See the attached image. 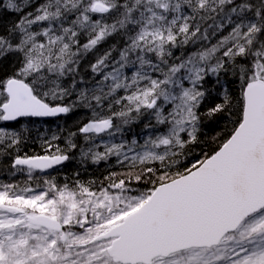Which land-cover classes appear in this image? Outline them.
<instances>
[{"label": "snow or ice", "instance_id": "snow-or-ice-1", "mask_svg": "<svg viewBox=\"0 0 264 264\" xmlns=\"http://www.w3.org/2000/svg\"><path fill=\"white\" fill-rule=\"evenodd\" d=\"M78 110L20 154L23 120ZM77 150L121 170L58 180ZM5 169L0 264H264V0H0Z\"/></svg>", "mask_w": 264, "mask_h": 264}, {"label": "trees", "instance_id": "trees-1", "mask_svg": "<svg viewBox=\"0 0 264 264\" xmlns=\"http://www.w3.org/2000/svg\"><path fill=\"white\" fill-rule=\"evenodd\" d=\"M2 19L4 23H11L14 17L9 18L8 16H4L2 17ZM215 41H216V37H213L210 41H205L204 43L206 44L215 43ZM109 43H111V41ZM108 46H109L108 44H104L101 46L100 50L103 51ZM188 48L191 49L192 45H189ZM87 58L85 61L82 62V64L85 65V68L87 65V60L94 59V57L91 54H89ZM231 87L233 89V95L238 96L239 95L238 84L231 85ZM214 99L217 102H219L220 97H215ZM85 111L86 110H78L77 113L73 114L70 117H64L62 119L49 121V122H44L39 120H23L22 124L17 126L16 130H20L21 127H27L29 129V132L26 133L27 140L24 142L20 154L27 153L29 155H32V154L40 153L42 152L41 144L43 140L50 139L53 134L60 135L63 138L64 136L67 135L69 129L75 131L80 122L86 121L88 119V116L85 114ZM145 122H146L145 118H141L136 124L132 125L131 127L133 128L134 132L139 133L142 131V124ZM226 123L227 121L222 120L218 124H212V125L205 124L203 126V131L201 133L202 143L193 146L195 148V154L199 155L201 153V149H203V151H208L210 147H215L212 138L214 136H217L218 133L222 138L223 136L222 130L225 127ZM228 126L230 127L231 125ZM122 138L124 137L117 135L112 139L114 140V142H119V140ZM104 139L107 140L108 138L105 137ZM143 139L144 137L142 136L139 137L141 143H143ZM54 143H58L63 147V140L54 141ZM78 143L81 146H83L84 145L83 138H79ZM188 159L191 160L193 159V157L189 156ZM120 170H121V166L116 164L115 157H113L107 163L101 162L98 165L92 164L91 161H86L84 163H81L80 153L79 150H77L74 155V158L66 162L65 165H62L58 170V172L54 171L53 174L56 175L57 179L61 181L64 180L65 177H68L70 179H82L85 181L96 180L97 182H99L101 180H104V177L110 171H120ZM77 172H79L78 177L76 176ZM24 179L25 177L21 174H17L16 176H11L6 169L0 171V181L22 182Z\"/></svg>", "mask_w": 264, "mask_h": 264}, {"label": "water", "instance_id": "water-1", "mask_svg": "<svg viewBox=\"0 0 264 264\" xmlns=\"http://www.w3.org/2000/svg\"><path fill=\"white\" fill-rule=\"evenodd\" d=\"M58 118H62V117H56V118H26V119H38V120H43V121H50V120H54V119H58Z\"/></svg>", "mask_w": 264, "mask_h": 264}, {"label": "bare ground", "instance_id": "bare-ground-1", "mask_svg": "<svg viewBox=\"0 0 264 264\" xmlns=\"http://www.w3.org/2000/svg\"><path fill=\"white\" fill-rule=\"evenodd\" d=\"M9 18H10V17H9ZM10 20H11V19H10ZM7 21H8V20H7ZM7 21H6V22H7ZM87 59H88V58H87ZM83 116H84V115H83Z\"/></svg>", "mask_w": 264, "mask_h": 264}, {"label": "rangeland", "instance_id": "rangeland-1", "mask_svg": "<svg viewBox=\"0 0 264 264\" xmlns=\"http://www.w3.org/2000/svg\"><path fill=\"white\" fill-rule=\"evenodd\" d=\"M114 141V140H113Z\"/></svg>", "mask_w": 264, "mask_h": 264}]
</instances>
